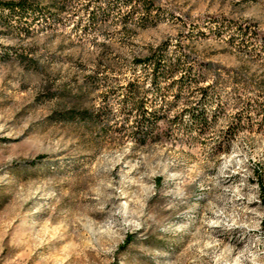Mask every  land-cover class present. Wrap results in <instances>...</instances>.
I'll list each match as a JSON object with an SVG mask.
<instances>
[{
  "label": "rangeland",
  "instance_id": "obj_1",
  "mask_svg": "<svg viewBox=\"0 0 264 264\" xmlns=\"http://www.w3.org/2000/svg\"><path fill=\"white\" fill-rule=\"evenodd\" d=\"M25 1L0 24V264H264V0ZM164 44L185 68L152 85Z\"/></svg>",
  "mask_w": 264,
  "mask_h": 264
},
{
  "label": "trees",
  "instance_id": "obj_2",
  "mask_svg": "<svg viewBox=\"0 0 264 264\" xmlns=\"http://www.w3.org/2000/svg\"><path fill=\"white\" fill-rule=\"evenodd\" d=\"M139 0H127L128 4L132 5L134 2ZM146 2V1H145ZM152 3H149L151 6ZM35 6L29 1L20 0V1H1L0 2V24L2 25H11L14 23H22L23 21L28 22L30 17L35 16L36 14ZM34 20V19H33ZM245 33L248 32V28L244 30ZM137 64L144 65L151 69V84L157 85L161 78L164 79H173L176 74L180 71H183L185 66L181 65V59L174 60L169 58L168 46L166 44L157 48L152 54L142 60H138ZM199 84L198 81H191L190 87H197ZM136 92V91H134ZM139 108H142L139 107ZM194 123L196 126L204 129L207 124V114L203 111L198 116L193 115ZM146 122V115L141 113V122ZM148 125H150L148 123ZM150 131V134L153 136L155 128L150 125L147 128ZM42 157H38L37 160L32 161L31 164L37 163ZM132 235H128L124 245H122L119 250L125 249V247L131 242Z\"/></svg>",
  "mask_w": 264,
  "mask_h": 264
}]
</instances>
